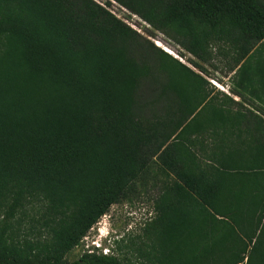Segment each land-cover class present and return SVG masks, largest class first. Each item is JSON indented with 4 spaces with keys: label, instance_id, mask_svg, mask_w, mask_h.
I'll return each instance as SVG.
<instances>
[{
    "label": "trees",
    "instance_id": "1",
    "mask_svg": "<svg viewBox=\"0 0 264 264\" xmlns=\"http://www.w3.org/2000/svg\"><path fill=\"white\" fill-rule=\"evenodd\" d=\"M110 1L186 63L95 0H0V264H264V130L203 160L194 125L212 44L235 64L263 44L264 0ZM148 182L143 260H67ZM28 206L46 230L34 242L10 235Z\"/></svg>",
    "mask_w": 264,
    "mask_h": 264
},
{
    "label": "crops",
    "instance_id": "2",
    "mask_svg": "<svg viewBox=\"0 0 264 264\" xmlns=\"http://www.w3.org/2000/svg\"><path fill=\"white\" fill-rule=\"evenodd\" d=\"M254 49L235 64L222 56L218 47L211 48L214 71L205 64L207 72L200 73L208 83L204 85L206 99L198 106L194 123L200 159L210 160L230 148L247 149L256 142L254 139L261 141L257 130H264V57ZM215 58L221 59L219 67L213 62Z\"/></svg>",
    "mask_w": 264,
    "mask_h": 264
},
{
    "label": "rangeland",
    "instance_id": "3",
    "mask_svg": "<svg viewBox=\"0 0 264 264\" xmlns=\"http://www.w3.org/2000/svg\"><path fill=\"white\" fill-rule=\"evenodd\" d=\"M95 1L101 5H105L113 14L137 30L144 37L151 39L155 45L157 44L156 41H160L177 55V47L164 34L153 30L136 15L113 1H110V5H106L107 0ZM149 32L153 34L148 35L150 34ZM157 46L159 48L162 47V50L165 49L161 44H157ZM212 46L217 47L218 42H214ZM254 50L257 55L262 54V57H264V43H259ZM167 51L172 55L171 51ZM186 57L192 58L189 54H186ZM180 60L186 63L184 58H180ZM259 60L260 57H258ZM220 61L221 59L215 58L213 62L219 67ZM208 67L211 68L210 71H214L211 65ZM249 68H251V65L248 67V70ZM160 193V183L154 185L152 182H148L137 185L135 192L128 199L113 204L100 217L98 222L86 233L85 238L81 240L80 244L67 254V260L69 262L73 261L85 250H88V248L93 249L95 246L94 243L102 244L103 247H106L105 254H113L124 263L140 262L143 260L142 255L146 251L148 244L146 228L155 218L156 210L154 209V204ZM39 210L40 208L38 206H28L25 213H17L14 218H11L9 222L10 226H12L13 234L11 233L10 235L13 239L15 238L20 241L25 238L30 242H34L36 238L46 234V230L39 220Z\"/></svg>",
    "mask_w": 264,
    "mask_h": 264
},
{
    "label": "clouds",
    "instance_id": "4",
    "mask_svg": "<svg viewBox=\"0 0 264 264\" xmlns=\"http://www.w3.org/2000/svg\"><path fill=\"white\" fill-rule=\"evenodd\" d=\"M105 238V237H104ZM94 247H93V249L95 250V251H97V252H102L104 249H106V247H103V245L102 244H97V243H94ZM105 246V245H104ZM103 253V252H102Z\"/></svg>",
    "mask_w": 264,
    "mask_h": 264
},
{
    "label": "built area",
    "instance_id": "5",
    "mask_svg": "<svg viewBox=\"0 0 264 264\" xmlns=\"http://www.w3.org/2000/svg\"><path fill=\"white\" fill-rule=\"evenodd\" d=\"M84 238H85V237H84ZM105 250H106V249H104L102 252L105 253ZM88 251H94V250L91 249V248H88Z\"/></svg>",
    "mask_w": 264,
    "mask_h": 264
},
{
    "label": "water",
    "instance_id": "6",
    "mask_svg": "<svg viewBox=\"0 0 264 264\" xmlns=\"http://www.w3.org/2000/svg\"><path fill=\"white\" fill-rule=\"evenodd\" d=\"M165 50V49H164ZM166 51V50H165ZM167 52V51H166ZM173 52V51H172ZM167 53H169V52H167ZM172 55L174 56V57H176V58H178V56L176 55V54H174V53H172ZM179 60H180V58H179Z\"/></svg>",
    "mask_w": 264,
    "mask_h": 264
},
{
    "label": "bare ground",
    "instance_id": "7",
    "mask_svg": "<svg viewBox=\"0 0 264 264\" xmlns=\"http://www.w3.org/2000/svg\"><path fill=\"white\" fill-rule=\"evenodd\" d=\"M160 43V42H159ZM157 45V44H156ZM164 46V45H163ZM162 48V47H161ZM164 49V48H163ZM167 51V50H166ZM168 52V51H167ZM172 52V51H171Z\"/></svg>",
    "mask_w": 264,
    "mask_h": 264
}]
</instances>
